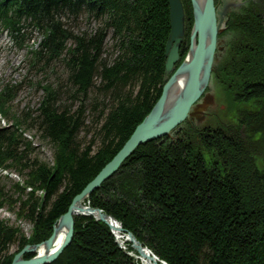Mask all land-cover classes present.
Returning a JSON list of instances; mask_svg holds the SVG:
<instances>
[{
	"label": "trees",
	"instance_id": "obj_1",
	"mask_svg": "<svg viewBox=\"0 0 264 264\" xmlns=\"http://www.w3.org/2000/svg\"><path fill=\"white\" fill-rule=\"evenodd\" d=\"M82 16L88 26L78 33L63 21ZM0 27L19 46L27 28L38 29L30 64L62 60L66 69L61 83L41 85L35 111L13 112V84L0 89V116L13 120L0 126V173L23 176L11 193L0 185V208L31 225L26 235L0 219V264H9L51 235L158 99L168 77V0H0ZM237 31L214 72L233 101L259 106L240 110L234 124L184 120L139 144L86 199L165 264H264V17L242 18ZM32 129L51 145V160L34 153ZM137 254L130 242L119 247L107 223L76 215L70 243L46 264H142Z\"/></svg>",
	"mask_w": 264,
	"mask_h": 264
},
{
	"label": "water",
	"instance_id": "obj_2",
	"mask_svg": "<svg viewBox=\"0 0 264 264\" xmlns=\"http://www.w3.org/2000/svg\"><path fill=\"white\" fill-rule=\"evenodd\" d=\"M191 1L193 5L194 23L190 36V46L195 42L192 51L190 53L188 51L186 56L180 60L181 45L185 36L184 8L181 0H168L169 32L164 46V71L165 74L170 75L164 82L158 99L151 110L134 127L131 134L112 158L73 197L66 212L60 215L56 220V224L53 225L51 235L39 243L25 244L20 250L14 253L9 264H46L53 261L71 241L75 215H91L95 219L107 223L112 228L107 218L116 220L102 212L101 209L84 204V200L103 181L111 177L119 169L127 156L139 144L168 135L185 119H189L202 112L204 105L199 103L198 100L201 98L211 75L212 65L216 56L217 35L223 29L222 24L226 22L223 13L227 3L225 0L224 6L216 10L213 0H203L202 7H200L197 0ZM181 75H186L185 84L177 98L174 109L165 112L167 91L170 85ZM58 223L66 227L62 243L53 252L45 256H37V253H35L37 247L52 242ZM119 230L123 231L120 224ZM125 233L134 250L138 253L146 250L150 254V259L153 260L154 264H158L159 259L151 253L149 248L143 246L131 232ZM26 253H34V255L29 258H24L23 255ZM160 263L163 264L162 262Z\"/></svg>",
	"mask_w": 264,
	"mask_h": 264
},
{
	"label": "rangeland",
	"instance_id": "obj_3",
	"mask_svg": "<svg viewBox=\"0 0 264 264\" xmlns=\"http://www.w3.org/2000/svg\"><path fill=\"white\" fill-rule=\"evenodd\" d=\"M251 7L264 17V2H259L257 0L252 3ZM184 9L185 13L186 10H188L191 15V11H193L192 1L189 6L184 3ZM243 13L250 15V10L236 11L234 14L235 19H232L230 23H228L224 32L219 34V36L217 35L216 56L212 65L211 75L201 98L198 100L199 103L204 105V109H202V112L199 114L189 119H185L189 120L197 127H202L204 125L214 126L216 123L234 124L240 110L254 109L259 106L258 104H241L233 101L232 96H230L229 92L220 84L214 72L216 66L222 65L228 61L230 56L229 53L233 48V44L238 40L237 37L239 36V33L237 31V26L244 15ZM239 14L243 15L241 16ZM236 16L241 19L236 18ZM63 21L73 33H78L88 26V23L83 16L78 19L65 17ZM193 23L194 13L193 18L190 17L187 22V26H189L186 31L187 35L185 34L184 36V48H186V51L183 57H185L188 52ZM225 24L226 22L222 24L223 29L225 28ZM26 35V42L23 46H19L14 42L9 33L1 31L0 27V89L6 84H13L15 88V96L11 102V110L17 114L26 110L35 111L44 93L41 85L50 83L54 85L57 82L61 83L60 81H63L66 76V69L62 60H52L38 66H32L30 64L27 53L28 48L31 46L35 47L42 34L38 29L29 27L26 29ZM169 75L170 74H168V77ZM12 121L10 115L0 116V126H8ZM172 131L169 135H171ZM25 135L28 139L32 140L34 153L38 155L40 159L46 161L51 160L52 148L48 142L41 141L34 129L25 131ZM22 179L23 176L14 168L8 169L7 172L0 173V185L7 193L12 192L11 186L13 182L22 181ZM86 199L84 200V204H87ZM0 219L6 220L8 224L20 227L26 235L30 234V223L24 220H18L15 217L14 212L10 211L6 206L0 208ZM110 229L115 237L113 228ZM123 237L122 239H124L127 249V243L130 241ZM15 249L16 245L14 244L10 247L9 251L13 252ZM138 254L135 255V257H138Z\"/></svg>",
	"mask_w": 264,
	"mask_h": 264
},
{
	"label": "bare ground",
	"instance_id": "obj_4",
	"mask_svg": "<svg viewBox=\"0 0 264 264\" xmlns=\"http://www.w3.org/2000/svg\"><path fill=\"white\" fill-rule=\"evenodd\" d=\"M200 7L203 5V0H197ZM198 11V10H197ZM197 13V12H196ZM195 42L191 44L190 48H188L189 53L194 48ZM186 75L179 76L169 87L167 91V97H166V104H165V112L170 111L171 109H174V105L177 101V98L185 84ZM107 221L111 223L112 228L114 232L117 234L119 232V223L112 220L111 218H107ZM65 229L66 227L62 224L56 225V231L55 236L50 244H43L42 246L37 247L35 253H37V256H45L51 252H53L63 241L64 235H65ZM125 238V236L123 237ZM127 238V236H126ZM138 257L140 258L142 264H154L153 260L150 259V254L146 250H142L141 253H139ZM138 259V258H137ZM160 262H163L159 260ZM157 263H160V262Z\"/></svg>",
	"mask_w": 264,
	"mask_h": 264
},
{
	"label": "flooded vegetation",
	"instance_id": "obj_5",
	"mask_svg": "<svg viewBox=\"0 0 264 264\" xmlns=\"http://www.w3.org/2000/svg\"><path fill=\"white\" fill-rule=\"evenodd\" d=\"M181 1L183 3V8H184V3L188 6L191 5V0H181ZM255 1H257V0H226L227 6H226L225 11L223 13V17H224V19H226V24H225V28L220 33H218V36H219V34L224 32V30L227 28L228 23H230V21L232 19H235L234 14L236 11L250 10V14H252V15L255 14L257 17L262 16L261 14L257 13L253 7H251L252 3ZM258 1L264 2V0H258ZM213 3L215 6V9L217 10L218 8L221 9L224 6L225 0H213ZM191 8H192V6H191ZM243 14H239V15L242 16ZM184 15H185V34H186L187 27H188L187 22H188V19L190 17L193 18V11H191V15H190V11L186 10V13H185V9H184ZM249 16L250 15H247L245 13L242 16V18L249 17ZM217 18H218V16H217ZM236 18H238V16H236ZM238 19H241V18L239 17ZM181 46H183V47L185 46L184 41H183Z\"/></svg>",
	"mask_w": 264,
	"mask_h": 264
},
{
	"label": "built area",
	"instance_id": "obj_6",
	"mask_svg": "<svg viewBox=\"0 0 264 264\" xmlns=\"http://www.w3.org/2000/svg\"><path fill=\"white\" fill-rule=\"evenodd\" d=\"M117 222V221H116ZM119 223V222H118ZM114 234H115V240L117 241V243H118V245H119V247H121L123 250H126V244H125V241H124V239H122V237L123 236H125V238H126V234L124 233V231H120L119 230V232L116 234L115 232H114ZM130 253V252H129ZM152 253V252H151ZM131 254V253H130ZM164 263V262H163ZM165 264V263H164Z\"/></svg>",
	"mask_w": 264,
	"mask_h": 264
}]
</instances>
